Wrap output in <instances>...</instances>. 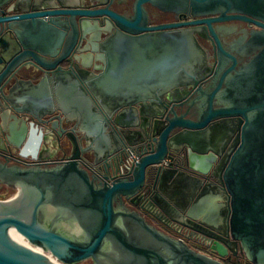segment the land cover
<instances>
[{"label": "water", "instance_id": "1", "mask_svg": "<svg viewBox=\"0 0 264 264\" xmlns=\"http://www.w3.org/2000/svg\"><path fill=\"white\" fill-rule=\"evenodd\" d=\"M97 1L0 0V185L18 190L0 199V264H224L148 214L264 264V0H134L130 16ZM147 4L210 17L151 25ZM77 17L106 20V37ZM232 19L261 29L246 62L213 26ZM52 143L65 159L30 153ZM128 149L138 160L118 176Z\"/></svg>", "mask_w": 264, "mask_h": 264}, {"label": "flooded vegetation", "instance_id": "2", "mask_svg": "<svg viewBox=\"0 0 264 264\" xmlns=\"http://www.w3.org/2000/svg\"><path fill=\"white\" fill-rule=\"evenodd\" d=\"M63 2L66 5L75 6L77 8L85 10L93 9L98 6L97 0H63ZM133 3L134 0H114L111 8L121 14L130 16L133 14ZM52 6V8L58 9L60 5L55 2L52 4ZM146 9L149 16V24L151 25L187 22L210 17H194L192 16L191 10L189 8L181 9L180 11H162L156 7H153L150 4H147ZM2 10L5 14L9 13L7 7H3ZM76 20L85 29L90 30L91 35H89V38L93 37V42L97 43L106 37L107 34L102 30L100 31V29H103L104 26H106L107 24V21L103 18H84L81 20L77 17ZM213 26L215 27L218 35L220 36L224 47L227 50H231L233 54L237 56L240 63L246 62L251 57V49L246 45V42L250 37L251 33L254 31H260V28H258L253 23L241 19L220 21L213 23ZM209 35L210 32L208 31V29L207 31L202 30L200 34H197V38L199 42L203 45V47H205L209 52V55L211 56L210 62L214 63V44L211 40L207 38ZM83 44L85 43L83 42ZM199 97V93H190L187 98L188 103L193 102L195 107H199L203 102V100L201 98L199 99ZM8 155L10 156L12 154L8 153ZM12 156L13 157L11 162H14L13 160H16L22 164H31L34 162L31 157H28L27 159H18L15 155ZM65 158L66 155L62 151H56L53 154H42L38 156V159H40L42 163L48 164L60 162ZM2 186L4 185H0V188ZM148 218L160 229L176 238L183 239L191 248L198 252H201L213 258H217L221 260L224 264H247L240 244L233 245L232 249L228 250L224 256H220L218 251L216 250V243H218V241L211 235L199 234L193 231H184L177 225L167 224L149 214ZM92 264H94L93 261Z\"/></svg>", "mask_w": 264, "mask_h": 264}, {"label": "crops", "instance_id": "3", "mask_svg": "<svg viewBox=\"0 0 264 264\" xmlns=\"http://www.w3.org/2000/svg\"><path fill=\"white\" fill-rule=\"evenodd\" d=\"M10 122L15 123V127H14V134L16 137H18L19 139H21V142L25 141L26 136L23 137V131L22 130V121H17V120H13L10 119ZM56 151H58L57 147L55 146L54 143H52L49 146H46L44 144L37 146L35 149L31 150L30 153H35L37 156H40L42 154H53ZM185 185L183 187H180V189L177 188V190H180L181 195H187L190 194V192L192 191V182L190 181H186L184 183Z\"/></svg>", "mask_w": 264, "mask_h": 264}, {"label": "built area", "instance_id": "4", "mask_svg": "<svg viewBox=\"0 0 264 264\" xmlns=\"http://www.w3.org/2000/svg\"><path fill=\"white\" fill-rule=\"evenodd\" d=\"M127 152H128V157L124 162V164L122 165V167L120 168V171L117 173L118 176L130 175L134 164L138 160V155L133 150L128 149Z\"/></svg>", "mask_w": 264, "mask_h": 264}, {"label": "rangeland", "instance_id": "5", "mask_svg": "<svg viewBox=\"0 0 264 264\" xmlns=\"http://www.w3.org/2000/svg\"><path fill=\"white\" fill-rule=\"evenodd\" d=\"M18 192L17 189L15 188H11V187H8V186H2L0 188V199H8V198H11L13 196H15V194ZM79 264H92V260L89 259V260H86V261H83Z\"/></svg>", "mask_w": 264, "mask_h": 264}, {"label": "bare ground", "instance_id": "6", "mask_svg": "<svg viewBox=\"0 0 264 264\" xmlns=\"http://www.w3.org/2000/svg\"><path fill=\"white\" fill-rule=\"evenodd\" d=\"M41 251V249H39Z\"/></svg>", "mask_w": 264, "mask_h": 264}]
</instances>
